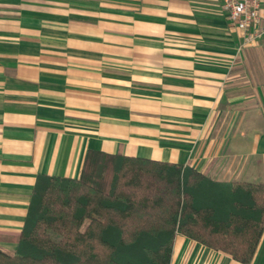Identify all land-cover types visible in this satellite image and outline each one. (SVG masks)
<instances>
[{"label": "crops", "instance_id": "0c3cea01", "mask_svg": "<svg viewBox=\"0 0 264 264\" xmlns=\"http://www.w3.org/2000/svg\"><path fill=\"white\" fill-rule=\"evenodd\" d=\"M221 2L0 0V250L88 149L264 186V35L240 48ZM170 264L243 263L176 234Z\"/></svg>", "mask_w": 264, "mask_h": 264}, {"label": "trees", "instance_id": "16d2710c", "mask_svg": "<svg viewBox=\"0 0 264 264\" xmlns=\"http://www.w3.org/2000/svg\"><path fill=\"white\" fill-rule=\"evenodd\" d=\"M263 230L261 184L88 149L77 178L37 176L0 264H170L176 234L248 264Z\"/></svg>", "mask_w": 264, "mask_h": 264}, {"label": "built area", "instance_id": "2783aa9c", "mask_svg": "<svg viewBox=\"0 0 264 264\" xmlns=\"http://www.w3.org/2000/svg\"><path fill=\"white\" fill-rule=\"evenodd\" d=\"M221 8L229 24L243 32L240 48L264 35V0H222Z\"/></svg>", "mask_w": 264, "mask_h": 264}]
</instances>
